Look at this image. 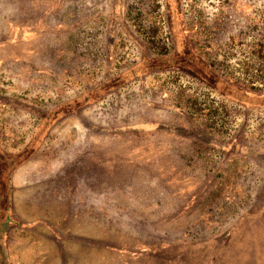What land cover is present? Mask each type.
Wrapping results in <instances>:
<instances>
[{
    "label": "rangeland",
    "instance_id": "rangeland-1",
    "mask_svg": "<svg viewBox=\"0 0 264 264\" xmlns=\"http://www.w3.org/2000/svg\"><path fill=\"white\" fill-rule=\"evenodd\" d=\"M241 88L264 94V0H0V155L41 140L0 164V264H264Z\"/></svg>",
    "mask_w": 264,
    "mask_h": 264
},
{
    "label": "trees",
    "instance_id": "trees-1",
    "mask_svg": "<svg viewBox=\"0 0 264 264\" xmlns=\"http://www.w3.org/2000/svg\"><path fill=\"white\" fill-rule=\"evenodd\" d=\"M192 51H191V48H190V46L187 44V43H185V45L183 46V48L182 49H178V53H179V60H181V64H186V65H188V64H191L192 62L190 61V59H188V57H187V55H185L184 53H191ZM167 60L168 59H170V58H166ZM161 60H164V57H154V58H150V59H148L147 61H150V62H148L147 64H146V67H148V66H150V65H152V66H150V68H152L153 66L155 67V64L157 63V62H161ZM143 61V60H142ZM146 60H144L143 62H145ZM156 62V63H155ZM204 63V62H203ZM200 65V64H199ZM172 66V65H171ZM157 67V66H156ZM189 67V66H188ZM202 69H201V68ZM200 67H199V69H197V67H194V69L196 70V72L198 73V76L197 75H194L196 78H198L199 80H201L202 82H206L207 83V81H208V78L210 77V75H208L205 71H204V68L200 65ZM149 68V69H150ZM125 74V73H124ZM129 75V74H128ZM128 75H124V79H126L127 77H129ZM114 83H116V80H113L112 79V81H109L108 83H106V86L107 85H109V84H114ZM105 86V85H104ZM96 90V89H95ZM95 90H93V91H95ZM240 91L239 92H242V93H237L238 94V97H236L237 99H244V98H246V100H252V102H256V103H254V104H257V105H261V104H264V99H262V98H264L263 97V95L264 94H258V93H253V92H247V91H245L244 89H239ZM229 92V91H228ZM245 94V95H244ZM244 96V97H243ZM262 96V97H261ZM233 97H235V96H233ZM254 98H257V99H254ZM80 99V98H79ZM83 99H85L84 101L85 102H87V97H84ZM42 129H43V126H42ZM41 129V130H42ZM37 140H38V138H37V135L32 139V141H31V143L29 144V147H28V149H29V154H28V156L26 157V154L23 156V157H19L20 159L18 160V159H16V158H18V157H16V158H14V157H12V158H7V157H4V155L2 156V157H4L5 159H6V161H11L12 162V168H16V167H18V166H20V165H22V164H24L25 162H27L32 156H33V154H35V152L37 151V149H38V147H39V145L41 144V140H39L38 142H37ZM27 149V150H28ZM16 159V160H15ZM15 160V161H14ZM0 182H2V177H0ZM7 188H9L10 189V187H9V185H7ZM2 191V187H1V185H0V195H1V192ZM3 197L1 196V198H0V217L1 218H3V219H5V214L7 213L6 211H5V209H7L8 208V202H7V204L5 205V207H4V198L2 199ZM10 206H11V204H10ZM10 215H11V208H10ZM11 217V216H10ZM0 218V219H1ZM12 220H13V224H16V225H18V226H21V227H26V226H32L31 224H28V223H24V222H20L19 220H17L16 218H14V217H12L11 218ZM1 224V223H0ZM3 225V224H2ZM4 259H6V261H7V258H6V255H5V253H4Z\"/></svg>",
    "mask_w": 264,
    "mask_h": 264
},
{
    "label": "crops",
    "instance_id": "crops-1",
    "mask_svg": "<svg viewBox=\"0 0 264 264\" xmlns=\"http://www.w3.org/2000/svg\"><path fill=\"white\" fill-rule=\"evenodd\" d=\"M32 157H33V156H32ZM32 157H31V158H32ZM31 158H30V159H31ZM30 159H29L27 162H30V161H31ZM4 162H6V159H5L4 157H2V155H0V164H3ZM27 162H26V163H27ZM24 164H25V163H24ZM22 165H23V164H22ZM22 165L16 167L14 170H17V169L20 168ZM4 168H5V167H4ZM2 174H3V169H2ZM1 176H2V175H1ZM1 176H0V177H1ZM20 222H21V221H20ZM22 222H23V221H22ZM24 223H26V222H24ZM28 224H31V225H32L33 222H30V223H28Z\"/></svg>",
    "mask_w": 264,
    "mask_h": 264
}]
</instances>
